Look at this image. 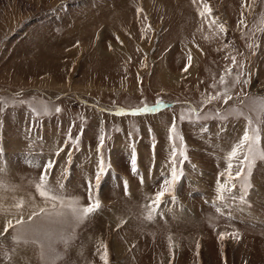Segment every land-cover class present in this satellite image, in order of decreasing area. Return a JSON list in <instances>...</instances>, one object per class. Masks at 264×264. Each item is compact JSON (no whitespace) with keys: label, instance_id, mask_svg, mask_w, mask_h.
<instances>
[{"label":"rangeland","instance_id":"374dc122","mask_svg":"<svg viewBox=\"0 0 264 264\" xmlns=\"http://www.w3.org/2000/svg\"><path fill=\"white\" fill-rule=\"evenodd\" d=\"M206 4L212 12L201 16ZM225 90L231 100L208 101ZM157 101L156 112L137 111ZM261 102L264 0H0V233L33 204L49 206L35 188L48 162V185L81 205L101 159L107 169L93 188L96 213L80 224L38 217V236L0 235V264H104L105 246L108 264H264V161L246 202L239 187L235 200H215L245 117L264 121ZM45 104L50 114L37 115ZM227 109L244 115H215ZM173 124L182 139L169 138ZM181 145L176 200L166 196L148 220Z\"/></svg>","mask_w":264,"mask_h":264},{"label":"snow or ice","instance_id":"6c2138e0","mask_svg":"<svg viewBox=\"0 0 264 264\" xmlns=\"http://www.w3.org/2000/svg\"><path fill=\"white\" fill-rule=\"evenodd\" d=\"M212 8L209 7L207 4L205 5L204 11L200 12L201 16H204L205 13H211ZM243 15V14H242ZM212 23H216V20H213ZM241 24L244 23L243 20L240 21ZM219 31L221 33L226 32L227 29L225 27L224 23L219 24ZM258 44H248L249 48H255L258 47ZM242 55V54H241ZM233 65H237V59L235 56L232 58ZM191 62V56H189V63ZM188 65L185 67V71H187ZM239 67H243V64H239ZM229 73L231 72V69L228 70ZM243 75V72H241L236 78L235 83H240V76ZM244 83H247V81H243ZM220 83L224 84V78L221 77ZM221 96L223 97L224 101L227 102L232 99V97L228 94V91L225 90L223 94L217 92L215 96H209L208 101L211 100H218L221 99ZM20 103H23V101H20ZM161 102L157 101V103L153 106H144L137 111L140 112H156L159 108V104ZM33 111H37L36 109H33ZM55 112H60L61 109L59 107H56L54 109ZM193 112L195 110H192ZM49 109L48 106L45 104L38 112L37 115H49ZM135 114V113H133ZM216 116H218L221 120L227 119L229 116H243V112H238L232 109L226 110V115L222 113H215ZM258 115H264V102H261L258 107ZM184 117L181 116V119ZM192 117L189 116V119ZM199 119V117H197ZM247 121V126L245 128V131L243 133V136L240 138L239 143L235 144L231 151L228 153L227 159L229 160L227 169H226V179L223 183H221L219 180L217 182L216 187V195L215 200L216 201H224L226 194L228 197L232 200H235L237 197L234 193V189H237L239 187L240 189V196L239 200L245 201V197L247 196L248 189L252 187L250 182V176L252 173V170L254 169L256 162L258 160L264 161V148L261 147V140H262V132H264V129L260 127V124L264 123V121H257L253 122L251 117H245ZM169 138L170 139H182V137L179 136H173V133L175 131V125L173 124L169 128ZM131 135V134H129ZM104 145V137H100L99 144H98V152ZM183 146H179L173 149L171 160H170V172L168 173L167 178L163 179L161 189L158 191L154 198L150 201L148 204L149 212L146 215V219L152 220L153 214L157 212L159 206L161 204L167 203L168 201L165 200V197H169L172 202H175V188L176 185L181 181L183 176V171L178 168L179 163H183L185 160H187L186 153L182 150ZM180 156L183 157V160L177 161L176 157ZM242 156V159H239V168L235 171V174L233 175V165L230 162L232 159H237ZM54 162H48V164L45 165V170L42 172L40 176L39 183L35 185L36 192L38 196L45 202V205L49 206H37L35 204L32 205L33 208H37L38 210H33L29 215H27V218L25 219L24 216L21 214L19 218L13 221L9 220L4 226V232L0 233V235L9 234L10 230L12 232L16 233L15 238H19L25 234H32L34 236L39 235V230L37 226L35 225V220L38 217H55L59 220H64L67 218H71L75 224H80L84 222L89 216L96 213L101 208V201L96 196V194L93 191L94 187H99L102 177L104 176L107 169L104 167L103 160H100L98 171L95 175V185H93L91 182H89V191H88V204L87 205H81L80 204V198L79 197H66L62 191L63 185H60L58 189H53L51 186L48 185L46 177L48 174V170L52 168ZM131 167L133 172H136V155L135 151L133 150L132 160L130 161ZM6 173L0 170V176L5 175ZM225 175V174H221ZM241 182V183H237ZM125 191L127 194V182H125ZM246 202V201H245ZM25 206V201L21 200L19 203L15 205V207L18 210H22ZM227 206V205H225ZM217 211H221L220 208H217ZM226 235H231L235 239H239V236L235 233H229L226 234L224 232L220 233L219 239L223 240ZM61 239L64 240V242L67 244V239L64 237H61ZM29 241L25 240L24 243H28ZM33 243H39L38 240H33ZM41 247V259L44 258V252H43V244H40ZM199 247V245H197ZM59 257H57L58 259ZM101 259L104 261V264H108L107 260V247L105 246V252L101 256ZM53 264L55 262L53 261Z\"/></svg>","mask_w":264,"mask_h":264}]
</instances>
